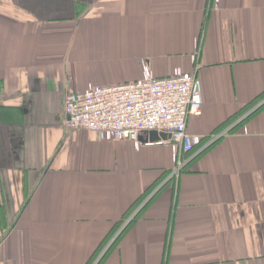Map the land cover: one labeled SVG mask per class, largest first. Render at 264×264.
<instances>
[{
    "label": "crops",
    "instance_id": "0c3cea01",
    "mask_svg": "<svg viewBox=\"0 0 264 264\" xmlns=\"http://www.w3.org/2000/svg\"><path fill=\"white\" fill-rule=\"evenodd\" d=\"M144 62L197 73L205 142L264 97V0H0V264H96L147 192L99 264H264V104L176 175L170 141L65 125L67 93Z\"/></svg>",
    "mask_w": 264,
    "mask_h": 264
},
{
    "label": "built area",
    "instance_id": "2783aa9c",
    "mask_svg": "<svg viewBox=\"0 0 264 264\" xmlns=\"http://www.w3.org/2000/svg\"><path fill=\"white\" fill-rule=\"evenodd\" d=\"M143 67V77L138 80L114 85L90 83L81 92L67 93L63 100L65 125L93 131L106 140H131L136 146H140V136L145 132L156 130L171 134L175 141L177 170L173 175H176L185 165V155L193 152L196 145L210 146L234 131L264 104L263 97L204 142L200 136L187 131L188 119L202 115V84L197 73L177 68L166 77H157L147 63ZM243 127L246 133L247 128Z\"/></svg>",
    "mask_w": 264,
    "mask_h": 264
},
{
    "label": "trees",
    "instance_id": "16d2710c",
    "mask_svg": "<svg viewBox=\"0 0 264 264\" xmlns=\"http://www.w3.org/2000/svg\"><path fill=\"white\" fill-rule=\"evenodd\" d=\"M256 102H254V103H256ZM230 121L231 120L227 121L224 126H226ZM221 128H223V127H221ZM221 128H218L216 131L220 130ZM194 149L196 150V146L194 147ZM186 155H189V154H186ZM186 155H185V157H186ZM147 194H148V192L144 196H142L139 200H137V202L132 206V208H130L128 214H126V216L120 222H117V224H115V226L112 229V231L110 232V235L108 236L107 240L104 243H102V245L96 249L94 256H93V262L99 257V255L103 252V250L106 248V246H108L107 251H106V252H108L118 242L119 238L125 233V231L132 225V223L135 221L138 214L140 213V210L144 206V204L142 206L141 203L144 201V198L146 197ZM140 205L142 207L136 212V210L140 207ZM134 212H136V213L133 216V218L124 226L125 222L129 219V217ZM119 230H120L119 234L115 237V239L113 241H111L113 239V237L118 233ZM106 252L103 253L101 258L104 256V254H106ZM101 258L98 260V262L96 264H99ZM91 263L92 262H90V264Z\"/></svg>",
    "mask_w": 264,
    "mask_h": 264
},
{
    "label": "water",
    "instance_id": "95a60500",
    "mask_svg": "<svg viewBox=\"0 0 264 264\" xmlns=\"http://www.w3.org/2000/svg\"><path fill=\"white\" fill-rule=\"evenodd\" d=\"M143 136H148L151 142H158L160 140H170L172 144L175 143L174 140H172L171 134L167 133H159L156 130L145 132L142 134Z\"/></svg>",
    "mask_w": 264,
    "mask_h": 264
}]
</instances>
